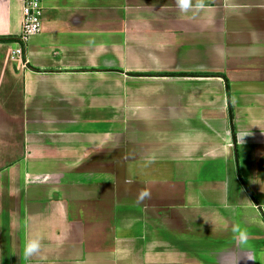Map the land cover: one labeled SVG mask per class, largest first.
<instances>
[{
    "label": "crops",
    "instance_id": "0c3cea01",
    "mask_svg": "<svg viewBox=\"0 0 264 264\" xmlns=\"http://www.w3.org/2000/svg\"><path fill=\"white\" fill-rule=\"evenodd\" d=\"M41 4L0 42V264H264V0Z\"/></svg>",
    "mask_w": 264,
    "mask_h": 264
},
{
    "label": "built area",
    "instance_id": "2783aa9c",
    "mask_svg": "<svg viewBox=\"0 0 264 264\" xmlns=\"http://www.w3.org/2000/svg\"><path fill=\"white\" fill-rule=\"evenodd\" d=\"M21 2V30L14 40L16 46L12 50V57L19 58L23 53V44L40 29L43 7L41 0H20Z\"/></svg>",
    "mask_w": 264,
    "mask_h": 264
},
{
    "label": "clouds",
    "instance_id": "9594fccd",
    "mask_svg": "<svg viewBox=\"0 0 264 264\" xmlns=\"http://www.w3.org/2000/svg\"><path fill=\"white\" fill-rule=\"evenodd\" d=\"M39 249V241L37 239L29 240L25 244L24 255L25 257L31 256L33 253L37 252Z\"/></svg>",
    "mask_w": 264,
    "mask_h": 264
},
{
    "label": "trees",
    "instance_id": "16d2710c",
    "mask_svg": "<svg viewBox=\"0 0 264 264\" xmlns=\"http://www.w3.org/2000/svg\"><path fill=\"white\" fill-rule=\"evenodd\" d=\"M16 38H0V42L14 41Z\"/></svg>",
    "mask_w": 264,
    "mask_h": 264
}]
</instances>
